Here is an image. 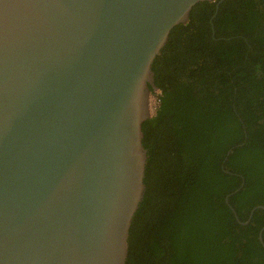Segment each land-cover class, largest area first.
Here are the masks:
<instances>
[{
    "label": "water",
    "instance_id": "1",
    "mask_svg": "<svg viewBox=\"0 0 264 264\" xmlns=\"http://www.w3.org/2000/svg\"><path fill=\"white\" fill-rule=\"evenodd\" d=\"M214 1L0 0V264H126L154 61Z\"/></svg>",
    "mask_w": 264,
    "mask_h": 264
},
{
    "label": "trees",
    "instance_id": "2",
    "mask_svg": "<svg viewBox=\"0 0 264 264\" xmlns=\"http://www.w3.org/2000/svg\"><path fill=\"white\" fill-rule=\"evenodd\" d=\"M219 1L197 4L154 61L126 264H264V211L240 224L264 207V0H223L211 21Z\"/></svg>",
    "mask_w": 264,
    "mask_h": 264
},
{
    "label": "flooded vegetation",
    "instance_id": "3",
    "mask_svg": "<svg viewBox=\"0 0 264 264\" xmlns=\"http://www.w3.org/2000/svg\"><path fill=\"white\" fill-rule=\"evenodd\" d=\"M243 186V185H242ZM236 192H232L230 195H233V194H235ZM226 200V202H227V199H225ZM230 209L231 210H233L231 207H230ZM257 209H260V210H262V211H264V207L263 206H256L255 208H253L251 211H250V213H249V215H248V218L246 219V221L245 222H243V223H241L240 221H239V217L236 215V212L233 210V213H234V216H235V219H236V221H238V222H240V224L241 225H244V227H246V226H249V225H251V226H253V223L255 222V221H258L257 219H253V214H254V212L257 210ZM264 231V226L261 228V230H260V232H259V236H258V241H259V244L262 246V248L264 249V247H263V245L262 244H264V241H263V238H262V232ZM260 238H261V240H262V243L260 242Z\"/></svg>",
    "mask_w": 264,
    "mask_h": 264
},
{
    "label": "rangeland",
    "instance_id": "4",
    "mask_svg": "<svg viewBox=\"0 0 264 264\" xmlns=\"http://www.w3.org/2000/svg\"><path fill=\"white\" fill-rule=\"evenodd\" d=\"M158 96H159V92L157 91V93L154 94V96L152 97L151 105H152V109H154L152 112L153 116H154L155 111H156L155 109L158 106Z\"/></svg>",
    "mask_w": 264,
    "mask_h": 264
}]
</instances>
